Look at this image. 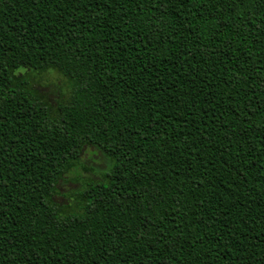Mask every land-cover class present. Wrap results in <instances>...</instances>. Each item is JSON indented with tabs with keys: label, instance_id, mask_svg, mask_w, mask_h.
I'll return each mask as SVG.
<instances>
[{
	"label": "trees",
	"instance_id": "trees-1",
	"mask_svg": "<svg viewBox=\"0 0 264 264\" xmlns=\"http://www.w3.org/2000/svg\"><path fill=\"white\" fill-rule=\"evenodd\" d=\"M0 264H264V0H0Z\"/></svg>",
	"mask_w": 264,
	"mask_h": 264
},
{
	"label": "rangeland",
	"instance_id": "rangeland-1",
	"mask_svg": "<svg viewBox=\"0 0 264 264\" xmlns=\"http://www.w3.org/2000/svg\"><path fill=\"white\" fill-rule=\"evenodd\" d=\"M24 72L19 71V73ZM31 75L34 91L53 110H57L62 103L70 99L73 85L59 71L33 72ZM108 165L109 162L102 152L93 147H86L79 162L57 186V194L53 198L56 204L65 210L75 206L81 189L92 181L101 180Z\"/></svg>",
	"mask_w": 264,
	"mask_h": 264
}]
</instances>
